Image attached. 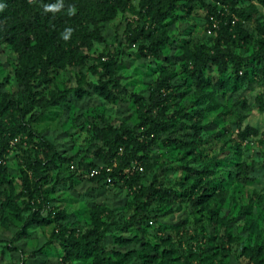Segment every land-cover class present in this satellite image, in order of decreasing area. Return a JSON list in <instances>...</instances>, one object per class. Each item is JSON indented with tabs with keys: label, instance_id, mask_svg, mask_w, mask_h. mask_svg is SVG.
<instances>
[{
	"label": "rangeland",
	"instance_id": "rangeland-1",
	"mask_svg": "<svg viewBox=\"0 0 264 264\" xmlns=\"http://www.w3.org/2000/svg\"><path fill=\"white\" fill-rule=\"evenodd\" d=\"M138 1L133 0V3ZM258 7L257 16L264 20V7ZM204 15L205 8L196 0L184 10L177 11L176 18L168 25L171 45L160 59H156L144 56L137 45L127 44L124 31L131 15L118 12L112 20L98 27L88 26L86 33L89 36L84 44L78 42V48L72 47L73 63L65 64L63 59L64 66L53 71L51 78L37 87L40 95L48 100L59 96L65 88L78 90L76 95L68 96L67 104L50 105L43 112L36 108L37 121L32 123V130L58 151L63 150L49 161V149L45 148L38 160L41 165L47 163L40 170L49 174L48 179H41L38 186L46 191L56 182V191L48 193L49 206L60 213V217L49 225L25 224L37 206L27 207L28 199L21 193L19 161L13 157L15 152L11 154L7 160V174L0 180V205L2 201L10 200L6 208L0 207V264H20L23 260L27 264H61L59 242L47 243L52 232L64 229L69 235L79 236L93 230L96 228L95 220L104 222L108 219L105 208L121 224V227L112 224L107 232L104 243L111 253L147 252L150 260L155 247L156 251L174 249L169 257L181 259L185 254L196 252L205 264H257L250 258V249L254 244H262L258 260L259 264H264V82L251 83L237 91L227 90L226 95L216 96L215 104L209 102V98H204L205 103L199 102L192 87L189 90L185 86L184 98L175 100L172 109L204 108L202 117H198L203 127L198 135L194 137V130L190 129L182 133L186 140L193 138L196 151L201 153V161H192L184 150L164 149L159 145L151 152L154 168L142 174L146 184L156 178L157 183L176 188L175 182L182 180L185 174L183 157L191 162L189 166L200 168L211 164L215 170V183L221 179L225 181L224 194L206 203L207 210L213 208V215L207 210L194 208L186 199L171 206L152 205L150 221L125 228L133 212L131 192L122 182L114 183L109 177L92 176L90 171L93 169H89L96 166L101 170L103 166L98 149L104 147L105 140L99 139V134L106 138L115 128L124 129L131 136L139 133L137 126L142 105L149 102L153 93L162 98L155 91L161 66L172 65L170 70L176 72V77L171 82L184 84L186 74L178 66L186 63L188 42L207 43L212 35L205 29ZM248 26L252 28L251 24ZM66 29H60L61 38ZM69 38H73L72 32ZM35 50L32 48L29 57H35ZM166 56L169 60L165 59ZM102 62H107V76L117 79L123 88L120 97L114 100L100 95L92 87L104 77ZM18 63L17 53L1 43V94L16 95L15 69ZM258 97L262 98L261 102ZM212 105H216V109H212ZM246 127L250 133L242 139L239 132ZM64 157L71 158V161L64 162ZM243 162L254 165V171L250 173L254 179L235 178ZM171 166L177 168L176 173L170 170ZM35 196L37 198L39 194ZM47 214L48 211L41 210L37 216L45 218ZM197 219L201 220L198 222ZM183 221L188 222L183 233L168 235L169 230L165 231L166 227ZM161 228H164L163 232L158 231ZM22 229L25 232L18 233ZM222 232L229 237L225 235L224 244L219 245L217 240ZM42 247L44 250L38 251ZM34 251L37 253L32 255ZM147 263L164 264L165 261L157 255L152 263ZM125 264H144V260L135 255Z\"/></svg>",
	"mask_w": 264,
	"mask_h": 264
},
{
	"label": "trees",
	"instance_id": "trees-1",
	"mask_svg": "<svg viewBox=\"0 0 264 264\" xmlns=\"http://www.w3.org/2000/svg\"><path fill=\"white\" fill-rule=\"evenodd\" d=\"M196 1L201 2L205 8L206 31L213 27L210 16L214 15L220 22L213 28L207 43L188 42L185 51L186 63L178 66L186 74L184 84L175 85L171 82L176 77V72L170 70L172 65L161 66V76L155 91L162 98L154 96L153 93L149 102L142 105L137 126L140 128L139 133L131 136L124 129L115 128L106 138L104 134H99V139L105 140L104 147L98 149L103 166L100 173L94 176L112 178L114 183L122 182L131 192L133 212L125 223V228L150 221L152 205L171 206L187 199L194 208L205 211L207 202L224 194L225 181L221 179L215 183V170L211 164H204L200 168L189 166L191 162H187L185 157L181 159L185 162V174L182 180L175 182L176 188H169L162 182L157 183L156 178L150 184L143 180L142 174L151 171L155 166V162L151 161V152L159 145L164 149L184 150L185 155H189L192 161H201V153L196 151L193 138L186 140L182 133L190 129L194 130V137L198 135L203 128L198 117H202L204 108L172 109L175 100L184 98V87L188 86L189 90L192 87L199 102L209 98V102L215 104L216 96L226 95L227 90L237 91L239 88L249 87L251 83L264 82V20L257 16L258 6L264 7V0ZM192 2L193 0H139L135 4L133 0H0V5H4L0 10V45L3 43L10 46L19 58L15 69L18 83L16 95L0 93V180L7 174L8 157L15 152L13 157L18 158L21 172V193L28 199L27 207L37 206L25 224L49 225L60 217V213L49 206L48 193L56 191V182L46 191L38 186L41 179L49 177V174L40 170L47 163L41 165L38 160L40 152L45 148L49 149V161L59 156L63 150L58 151L32 130V123L38 117V113H34L35 109L40 108V112H43L50 105L59 106L66 103L69 95H76L78 92L77 89L65 88L60 91L59 96L48 100L46 96L40 95L37 87L46 83L53 71H59L63 59L65 64L73 63L75 57L72 47L78 48V44H84L87 35L89 36L86 33L88 26L98 27L112 20L118 12L125 16L131 15L124 31L127 44L137 45L144 56L160 59L171 45L168 35L169 21L176 18L177 11L184 10ZM56 4H62L59 11H46V6ZM73 7L75 14H69V9ZM233 15L237 18L234 24ZM248 24L252 25L251 29ZM61 28L72 29L73 38H61ZM34 47L35 57H29ZM165 59L169 60L168 56ZM106 63H101L105 69L104 77L92 84V87L100 95L112 97L114 100L120 97L123 88L117 79L107 76ZM175 67L177 68V64ZM258 100L261 102L262 98L258 97ZM212 106V109H216V105ZM239 133V137L246 139L250 129L246 127ZM62 159L66 163L71 161L68 157ZM136 165L141 166L143 171L140 172ZM250 165L247 162L240 164L235 178L245 181L254 179L250 176L254 165ZM89 169L98 167L91 166ZM170 170L177 172L175 166H171ZM36 193L39 194L37 198ZM9 201H2L0 207L6 208ZM41 210L48 211L45 218H38L37 213ZM104 212L109 220H95L96 228L79 236L69 235L64 229L52 232L47 243L59 242L61 264H125L135 255L143 259L144 264L152 263L157 255L163 258L164 264H205L196 252L185 254L182 259L169 257L174 249L156 251L154 247L155 253H151L150 260L147 259V252L111 253L104 243L107 232L112 224L119 227L121 224L115 220L109 209L105 208ZM207 212L213 215V208H209ZM197 220L199 222L201 219ZM187 223L183 221L178 225L168 226L165 231L169 230L168 235L172 232L178 234L179 231L183 233ZM158 231L163 232L164 228ZM21 232L25 230L18 233ZM225 235L229 237L224 232L218 236L219 245L224 244ZM198 246L197 243L196 247ZM43 250L44 247L38 251ZM260 250L262 244H254L250 249V258L257 264L260 262ZM36 253L34 251L32 255ZM20 264L27 262L23 260Z\"/></svg>",
	"mask_w": 264,
	"mask_h": 264
},
{
	"label": "clouds",
	"instance_id": "clouds-1",
	"mask_svg": "<svg viewBox=\"0 0 264 264\" xmlns=\"http://www.w3.org/2000/svg\"><path fill=\"white\" fill-rule=\"evenodd\" d=\"M62 7V4H56V5H48L46 6V11H59L60 8ZM4 8V5H0V10H2ZM75 8H70L69 9V14H75ZM72 29H66L65 33L63 34V39L64 40H68L69 36L71 35Z\"/></svg>",
	"mask_w": 264,
	"mask_h": 264
},
{
	"label": "built area",
	"instance_id": "built-area-1",
	"mask_svg": "<svg viewBox=\"0 0 264 264\" xmlns=\"http://www.w3.org/2000/svg\"><path fill=\"white\" fill-rule=\"evenodd\" d=\"M232 18H233V19H232V24H234L235 21L237 20V18H236L234 15L232 16ZM210 19H211V21H212V26H213V27L210 28V29H208L207 32H208L209 34H212V30H213V28H216V27L218 26L220 20H218L214 15H213V16H210ZM16 141H17V139H16ZM136 168L139 169L140 171H142V167H141V166L136 165ZM99 172H100V170H98V169H93V170L91 171V175L94 176V175L98 174Z\"/></svg>",
	"mask_w": 264,
	"mask_h": 264
}]
</instances>
